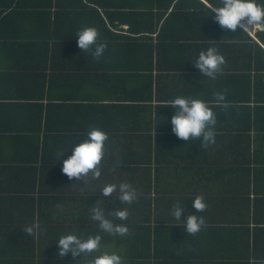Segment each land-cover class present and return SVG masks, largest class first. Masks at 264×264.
Listing matches in <instances>:
<instances>
[{
    "label": "crops",
    "instance_id": "0c3cea01",
    "mask_svg": "<svg viewBox=\"0 0 264 264\" xmlns=\"http://www.w3.org/2000/svg\"><path fill=\"white\" fill-rule=\"evenodd\" d=\"M176 4L0 0V264H78L72 260L82 254L58 257L55 241L68 231L95 234L88 213L99 198L107 210L128 209L115 222L129 232L101 241L123 264H264V77H256L253 59L255 41L264 49V30L247 31L253 40L240 30L223 35L214 14L207 34L202 18L211 23L210 15L196 14L201 3ZM85 25L108 44L99 58L78 48L75 33ZM131 25L157 30L152 40L130 39ZM209 45L225 58L215 79L194 66L193 55ZM215 91L227 102L212 104L215 143L204 148L178 137L170 98L211 102ZM89 126L105 129L108 139L100 177L89 173L81 188L83 178L61 170L71 149L58 154ZM120 180L138 190L131 204H120L115 192L100 197L104 183ZM197 194L207 203L197 213L206 224L192 234L168 210L179 201L185 218ZM34 220L47 224L30 241L23 226Z\"/></svg>",
    "mask_w": 264,
    "mask_h": 264
},
{
    "label": "clouds",
    "instance_id": "9594fccd",
    "mask_svg": "<svg viewBox=\"0 0 264 264\" xmlns=\"http://www.w3.org/2000/svg\"><path fill=\"white\" fill-rule=\"evenodd\" d=\"M202 3L206 13L208 14V10L211 9L216 21L224 29L231 31L239 26L242 31L264 30V0H202ZM75 36L78 48L95 58L101 57L108 46L105 40L99 38V31L94 25L78 28ZM193 56H195L194 66L199 69L203 77L210 79L217 77L221 66L225 63L223 54L214 45L199 50ZM213 96L214 100L211 102L196 95L177 94L171 97L167 104L173 109L169 119L172 131L184 140L199 139L200 145L204 148L214 144L217 117L212 104L227 106V102L223 91H215ZM77 136L82 137L80 142L74 144L73 139L67 148L59 150L58 156L71 149L70 154L62 161L61 170L68 177H75L74 181L83 178V185L78 184L82 188L85 184L84 178L89 173L94 178L101 175L108 132L99 126H89ZM120 163L119 160L114 161L112 170ZM114 192L117 193L116 199L120 201V204H131L138 198L137 188L126 180L106 182L101 186L99 193L100 197L105 198ZM97 201L92 204L88 213L90 219L96 224L95 234H86L85 229L81 228L83 231L80 234L68 231L59 235L55 241L58 246L56 256L63 257L71 252L74 257L82 254L79 259L72 260L78 264H123L122 256L118 251L101 249V241L102 234L124 236L129 232L127 224L115 222L125 220L129 215L128 209L115 207L107 210L106 203L98 204ZM182 205L181 202L176 201L170 206L168 212L176 220L183 221L180 225L186 229L187 233L199 232L206 224L205 217L197 214L207 207L203 195L197 194L193 197L192 208L195 211L188 213L183 219L181 218ZM55 207L57 210L63 209V205L59 202ZM43 231L45 229L35 220L23 226V232L30 235Z\"/></svg>",
    "mask_w": 264,
    "mask_h": 264
},
{
    "label": "trees",
    "instance_id": "16d2710c",
    "mask_svg": "<svg viewBox=\"0 0 264 264\" xmlns=\"http://www.w3.org/2000/svg\"><path fill=\"white\" fill-rule=\"evenodd\" d=\"M196 1L201 3L200 4L201 10L196 12V14L199 15L200 17H203L204 14H207L205 7H204L202 1H200V0H196ZM170 2H174L175 4L177 3L176 6L181 8L182 6H188L190 4L191 0H170ZM208 14L210 15L209 20L211 21V23H206V18L203 17L202 18V29L205 33L210 34L211 33L210 30H213V33H214V19H213L214 13H212L211 9H209ZM116 27H117V25H116ZM184 29L186 30V28H184ZM156 30H157V28H155L154 26L151 27V26H134V25H131L129 28L130 34H133L135 36H132V37L130 35H125V36L127 38H130V39L137 38V39H141V40H146V39L152 40L153 34L156 33ZM237 30H240L242 32L241 33L242 37L253 40V38L247 33V31H242V29L239 26H237V28L235 30H233V32H237ZM228 32H230V31L227 29H224L223 35H229ZM160 33H161V31H157L158 39H160ZM254 44H255L257 49H256V52L253 53V59L256 62V66L255 67L253 66V67L255 69L256 77L259 76L260 80L262 81V78L264 77V49L262 48V46L258 42L255 41ZM156 47L158 49V45H156ZM152 48H154V47L152 46ZM247 75L249 77V82L251 83V74H247ZM44 189L45 190L46 189L47 190H50V189L53 190L54 195L60 196L59 194H61L60 188H57V187H51V188H48V187L45 188L44 187ZM68 190L71 192L73 190V188H69ZM59 219H61V218H59ZM39 224L44 229L46 228V227H44V225L47 224L45 220H42V222H40ZM51 225H52V223L49 224V226H51ZM72 225H74V224H72ZM28 238L30 241L34 240L35 234H32V235L29 234ZM26 240H28V239H26ZM29 240H28V243H30Z\"/></svg>",
    "mask_w": 264,
    "mask_h": 264
}]
</instances>
